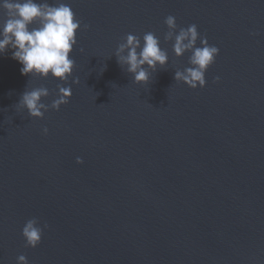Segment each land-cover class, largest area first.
<instances>
[{"label": "water", "instance_id": "95a60500", "mask_svg": "<svg viewBox=\"0 0 264 264\" xmlns=\"http://www.w3.org/2000/svg\"><path fill=\"white\" fill-rule=\"evenodd\" d=\"M60 2L81 22L67 82L0 54V264H264V0ZM169 15L219 49L202 88L175 81L190 53L164 41ZM147 32L169 59L136 83L115 52ZM58 84L59 110L18 106ZM33 218L48 227L25 247Z\"/></svg>", "mask_w": 264, "mask_h": 264}, {"label": "clouds", "instance_id": "9594fccd", "mask_svg": "<svg viewBox=\"0 0 264 264\" xmlns=\"http://www.w3.org/2000/svg\"><path fill=\"white\" fill-rule=\"evenodd\" d=\"M0 9L4 10L6 19L0 23V54L12 50L11 58L22 65V75H35L43 78L49 76L62 82H67L72 75L75 61L70 54L77 44V31L81 22L75 18L70 5L57 0L56 4H49L48 0H0ZM164 23L168 31L164 41H172V51L176 57L186 52L189 67L183 71L176 70L175 81H181L195 89L206 85L205 73L215 62L219 54L218 47L209 45L206 37L200 36L195 24L177 31L176 19L169 15ZM85 29L89 26L84 25ZM141 38L128 34L125 42L116 49L117 63L132 75L136 83H147L151 73L157 67L163 68L168 63V52L162 49L159 38L153 32H147ZM200 46H197V41ZM83 51V49H81ZM146 66V67H145ZM215 77V81H219ZM73 83H79L78 78ZM58 94L50 105L42 102V98L49 96L45 87L26 90L19 100L18 106L27 110L34 118H42L49 108L59 110L61 105L67 104L72 96L71 87L57 85ZM47 134L48 129H43ZM77 163H83L77 157ZM48 225H39L36 218L26 221L22 228L25 247L35 248L42 240L43 231ZM17 264H28L25 255L17 257Z\"/></svg>", "mask_w": 264, "mask_h": 264}]
</instances>
